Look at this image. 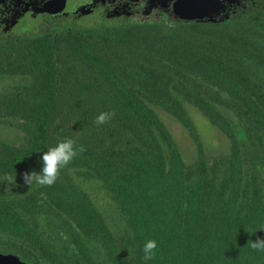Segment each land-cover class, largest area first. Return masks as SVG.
Masks as SVG:
<instances>
[{
	"label": "trees",
	"instance_id": "16d2710c",
	"mask_svg": "<svg viewBox=\"0 0 264 264\" xmlns=\"http://www.w3.org/2000/svg\"><path fill=\"white\" fill-rule=\"evenodd\" d=\"M44 1L0 0V78L16 79L0 123L20 133L0 138V249L39 264H264L249 246L264 239V0L203 18L174 0L61 14L37 11ZM187 105L228 151L207 154ZM154 107L186 129L192 160ZM66 138L86 150L30 187L24 174Z\"/></svg>",
	"mask_w": 264,
	"mask_h": 264
},
{
	"label": "rangeland",
	"instance_id": "374dc122",
	"mask_svg": "<svg viewBox=\"0 0 264 264\" xmlns=\"http://www.w3.org/2000/svg\"><path fill=\"white\" fill-rule=\"evenodd\" d=\"M15 81V78H0V90L11 86ZM186 108L197 127L207 154L214 155L228 151L229 143L226 136L212 125L199 110L190 105H187ZM154 109L178 143L183 158L186 161L192 160L195 156V146L186 129L179 121L162 109L157 107H154ZM0 138L15 142L20 138V133L8 124L0 123Z\"/></svg>",
	"mask_w": 264,
	"mask_h": 264
},
{
	"label": "clouds",
	"instance_id": "9594fccd",
	"mask_svg": "<svg viewBox=\"0 0 264 264\" xmlns=\"http://www.w3.org/2000/svg\"><path fill=\"white\" fill-rule=\"evenodd\" d=\"M113 114L102 112L95 120L97 126L105 124L111 119ZM86 149L83 145H75L71 138L60 140L56 145L49 147L43 152L42 162L43 167L39 173H25L24 180L30 187L35 183L40 186H52L59 177L62 168L68 166L78 154H81ZM15 183L14 181H11ZM251 249L259 252H264V239L257 238L249 243ZM157 243L155 240H148L143 246L144 260H150L155 255Z\"/></svg>",
	"mask_w": 264,
	"mask_h": 264
},
{
	"label": "water",
	"instance_id": "95a60500",
	"mask_svg": "<svg viewBox=\"0 0 264 264\" xmlns=\"http://www.w3.org/2000/svg\"><path fill=\"white\" fill-rule=\"evenodd\" d=\"M91 0H45L37 11L48 14H61L76 10L80 5ZM224 7L221 0H174L172 9L180 18H203ZM0 264H38L22 261L13 253L0 251Z\"/></svg>",
	"mask_w": 264,
	"mask_h": 264
},
{
	"label": "flooded vegetation",
	"instance_id": "af4514ba",
	"mask_svg": "<svg viewBox=\"0 0 264 264\" xmlns=\"http://www.w3.org/2000/svg\"><path fill=\"white\" fill-rule=\"evenodd\" d=\"M5 14H6V12L3 10L2 13H1V16L5 15ZM0 251L8 252V253H12V252L5 251V250H2V249H0ZM19 259L22 260V261L28 262V260H24V259H21V258H19ZM38 264H39V263H38Z\"/></svg>",
	"mask_w": 264,
	"mask_h": 264
}]
</instances>
